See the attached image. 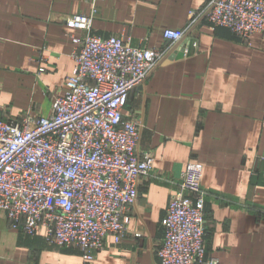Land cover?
I'll return each mask as SVG.
<instances>
[{
  "label": "crops",
  "instance_id": "crops-1",
  "mask_svg": "<svg viewBox=\"0 0 264 264\" xmlns=\"http://www.w3.org/2000/svg\"><path fill=\"white\" fill-rule=\"evenodd\" d=\"M213 0H0V119L47 117L73 72L74 15L93 16L91 33L169 50L133 90L127 119L142 124L138 154L154 159L131 212V234L113 237L91 264H159L162 221L189 164L203 167L206 258L264 264V34L248 41L193 15ZM168 29L186 30L174 45ZM41 69H44L41 72ZM158 176L159 179H156ZM135 233L142 234L136 238ZM0 264H86L78 248L50 247L10 228L0 211Z\"/></svg>",
  "mask_w": 264,
  "mask_h": 264
},
{
  "label": "built area",
  "instance_id": "built-area-1",
  "mask_svg": "<svg viewBox=\"0 0 264 264\" xmlns=\"http://www.w3.org/2000/svg\"><path fill=\"white\" fill-rule=\"evenodd\" d=\"M204 16L213 30L227 28L243 40L264 34V0H213L190 27ZM92 20L82 14L66 19L84 35L72 36L75 67L52 113L0 119V211L10 228L28 238L44 231L48 246L78 248L86 264L107 238L120 244L131 234L139 184L152 176L154 159L138 154L142 124L127 119L125 108L169 54L94 35ZM185 34L168 29L163 35L176 45ZM203 176L201 165L189 164L176 183L162 221L159 264H221L206 258Z\"/></svg>",
  "mask_w": 264,
  "mask_h": 264
},
{
  "label": "rangeland",
  "instance_id": "rangeland-1",
  "mask_svg": "<svg viewBox=\"0 0 264 264\" xmlns=\"http://www.w3.org/2000/svg\"><path fill=\"white\" fill-rule=\"evenodd\" d=\"M28 116H31V115H28ZM32 117H34V116H32ZM58 248V247H57ZM59 249H67V248H59Z\"/></svg>",
  "mask_w": 264,
  "mask_h": 264
},
{
  "label": "water",
  "instance_id": "water-1",
  "mask_svg": "<svg viewBox=\"0 0 264 264\" xmlns=\"http://www.w3.org/2000/svg\"><path fill=\"white\" fill-rule=\"evenodd\" d=\"M206 18V16H204L203 18H202V20H204ZM179 44V43H178Z\"/></svg>",
  "mask_w": 264,
  "mask_h": 264
}]
</instances>
